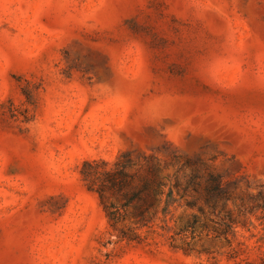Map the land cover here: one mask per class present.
Here are the masks:
<instances>
[{
	"label": "rangeland",
	"instance_id": "374dc122",
	"mask_svg": "<svg viewBox=\"0 0 264 264\" xmlns=\"http://www.w3.org/2000/svg\"><path fill=\"white\" fill-rule=\"evenodd\" d=\"M123 153L180 184L140 243L81 172ZM263 256L264 0H0V264Z\"/></svg>",
	"mask_w": 264,
	"mask_h": 264
},
{
	"label": "trees",
	"instance_id": "16d2710c",
	"mask_svg": "<svg viewBox=\"0 0 264 264\" xmlns=\"http://www.w3.org/2000/svg\"><path fill=\"white\" fill-rule=\"evenodd\" d=\"M126 156L125 153L121 154L109 167V163L103 159L85 160L81 172L88 188L98 193L109 225L117 237L140 243L146 237L141 235L140 229L146 227L154 231L159 219L166 221L170 206L176 200L174 188L178 191L180 184L177 178H174V183L171 178L165 180L159 166L149 162L151 158L143 164ZM197 177L194 174L189 181L193 182ZM207 183V200L227 196L220 176L209 173ZM111 195L116 199H110ZM128 218H132L130 224L126 222ZM197 221L196 216H193L180 228L181 231L196 233ZM202 226L204 229L208 225L204 223ZM261 264H264V256Z\"/></svg>",
	"mask_w": 264,
	"mask_h": 264
}]
</instances>
